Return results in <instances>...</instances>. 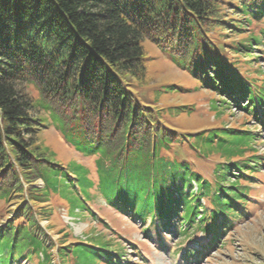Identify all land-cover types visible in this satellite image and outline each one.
Listing matches in <instances>:
<instances>
[{"label": "trees", "instance_id": "16d2710c", "mask_svg": "<svg viewBox=\"0 0 264 264\" xmlns=\"http://www.w3.org/2000/svg\"><path fill=\"white\" fill-rule=\"evenodd\" d=\"M148 41L219 96L217 116L234 105L264 126V0H0V264H128L126 245L72 240L60 218H96L97 198L144 235L203 232L195 259L244 216L261 134L191 128L195 104H166L188 86L149 90ZM52 126L80 160L58 158Z\"/></svg>", "mask_w": 264, "mask_h": 264}, {"label": "rangeland", "instance_id": "374dc122", "mask_svg": "<svg viewBox=\"0 0 264 264\" xmlns=\"http://www.w3.org/2000/svg\"><path fill=\"white\" fill-rule=\"evenodd\" d=\"M144 46L154 57L149 65V79L152 84L149 90L154 86L153 83L167 81L183 83L189 88L181 90L178 94L167 96L166 104H195L196 107L189 117L191 128H212L223 124L238 127L244 124L261 134L262 139L258 148L264 156V126L255 123L251 116L234 105L217 116V112L211 108V102L215 99L219 100V96L203 88H194V80L191 76L182 68L175 66L169 57L160 52L152 42L148 41ZM261 64H264L263 58ZM41 137L57 151L58 158L64 164L72 158L80 160L77 152L65 145L60 132L54 126L43 129ZM84 163L91 164V161L86 159ZM205 170L208 172V169ZM256 174V179L251 183L252 190L242 219L236 220L218 246L206 250V253L198 259L187 255L188 252L185 254V248L199 252L201 246L199 247L197 243L207 242V236L203 232L191 231V237L186 239L167 233L162 234L161 240L159 235H144L143 223L133 221L114 208H109L103 198H97L90 205L96 218L89 215L73 220L68 217L66 208H60V218L63 224L69 226L72 240L74 238L88 240L92 234L101 233L100 235L115 240L118 244L126 245L129 251L128 264H264V165ZM40 183L42 184V181ZM3 206L4 204L0 201L1 216L5 212H2ZM40 224L49 225L47 220H41ZM48 233L54 241L61 239L56 228L50 229ZM55 251L56 249L54 253ZM19 264H36V260L23 259Z\"/></svg>", "mask_w": 264, "mask_h": 264}]
</instances>
